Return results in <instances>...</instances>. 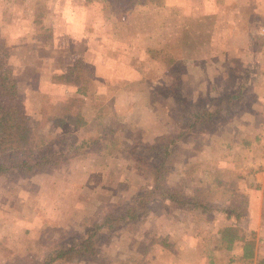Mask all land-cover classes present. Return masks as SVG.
I'll return each mask as SVG.
<instances>
[{"label": "rangeland", "instance_id": "374dc122", "mask_svg": "<svg viewBox=\"0 0 264 264\" xmlns=\"http://www.w3.org/2000/svg\"><path fill=\"white\" fill-rule=\"evenodd\" d=\"M201 1L0 0V34L33 134L54 151L101 138L46 172L0 176V264H36L49 247L85 238L109 218L97 260L58 264H264L261 22L238 29L184 10ZM41 6L48 41L33 36ZM76 60L89 68L82 65L75 82L52 81ZM78 109L86 124L74 128L68 112ZM200 109L216 112L214 120L189 128ZM100 123L106 129L98 131ZM181 131L165 183L209 212L138 203L156 164L147 147ZM125 207L137 218L118 222ZM228 208L241 211L237 233L254 238L251 262L239 259V246H220L219 231L235 224Z\"/></svg>", "mask_w": 264, "mask_h": 264}, {"label": "trees", "instance_id": "16d2710c", "mask_svg": "<svg viewBox=\"0 0 264 264\" xmlns=\"http://www.w3.org/2000/svg\"><path fill=\"white\" fill-rule=\"evenodd\" d=\"M44 8H38L34 13L33 23L35 25V39L50 40L51 30L41 24V18L44 16ZM85 65L80 60H76L65 72L52 76V81L59 84H70L75 82V76L79 68ZM89 68L88 65L84 66ZM77 93L81 96L87 95V90L78 86ZM73 102L81 103V99H75ZM101 108L99 112H104ZM216 112H209L206 109L197 110L191 116L189 128L194 126L206 125L214 120ZM72 119L69 124L74 128L85 126L86 121L80 113L75 110L73 114L68 112ZM98 131L106 129L101 123ZM186 131H181L175 135H168L155 139V143L147 147V152L156 160V164L149 170L151 185L138 196V203L145 204L155 200L168 201L174 206L190 210H201L209 212L210 206L198 201L195 198L185 196L180 191L170 189L165 183L167 172V162L173 152V148L178 141L182 140ZM102 145L104 151L111 153L113 141L106 135L102 136ZM100 137L82 139L80 142H70L64 148L65 150L54 151L46 145L42 136L34 135L30 128L27 118L24 114L21 98L18 91L17 81L13 76L12 67L9 63L8 46L0 36V176H7L13 173L20 175H33L43 173L51 167H59L67 162V158L72 153H79L83 147L88 144H99ZM107 154V155H108ZM239 209L228 208L226 212L233 214L235 224L225 226L219 231L220 246L226 251H231L234 247L241 248L239 259L243 261H253L255 259V241L254 238H247L237 233L241 217ZM137 214L132 207H125L123 213L116 220L118 222L133 221ZM112 219V218H111ZM106 219L100 224H95L88 232L85 238L74 241L70 245H53L49 247L44 257L36 264H58L70 260L80 259H98L99 234L104 228H111L112 220Z\"/></svg>", "mask_w": 264, "mask_h": 264}, {"label": "crops", "instance_id": "0c3cea01", "mask_svg": "<svg viewBox=\"0 0 264 264\" xmlns=\"http://www.w3.org/2000/svg\"><path fill=\"white\" fill-rule=\"evenodd\" d=\"M44 10H45V14L41 18V24L44 25L46 28H49L44 23L48 10L46 8H44ZM184 10L192 12L195 17H209V18L214 17L215 20L218 21H222V20L230 21L232 26L238 29L246 25L251 26L250 24L254 20H258L259 22H261L260 25L261 28H259L260 30L264 28V0H202L198 4H193V5L191 4V6L184 7ZM34 13H33V20H34ZM221 14H223V16ZM216 23L217 21L215 22L214 25H217ZM220 24L223 25L224 22H221ZM260 30H259V35H260ZM35 33L36 31L34 25L33 36L35 35ZM5 43L7 44V42ZM8 53H9V48H8ZM9 63H10V55H9ZM238 257H240V255Z\"/></svg>", "mask_w": 264, "mask_h": 264}, {"label": "built area", "instance_id": "2783aa9c", "mask_svg": "<svg viewBox=\"0 0 264 264\" xmlns=\"http://www.w3.org/2000/svg\"><path fill=\"white\" fill-rule=\"evenodd\" d=\"M260 36L264 38V28L260 30Z\"/></svg>", "mask_w": 264, "mask_h": 264}]
</instances>
